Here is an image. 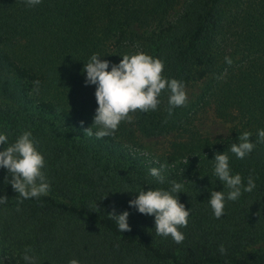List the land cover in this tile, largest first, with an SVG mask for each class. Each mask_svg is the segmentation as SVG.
Here are the masks:
<instances>
[{
    "label": "trees",
    "instance_id": "obj_1",
    "mask_svg": "<svg viewBox=\"0 0 264 264\" xmlns=\"http://www.w3.org/2000/svg\"><path fill=\"white\" fill-rule=\"evenodd\" d=\"M138 51L163 60L162 75L182 80L188 98L170 117L166 93L157 111L132 113L142 135L181 130L208 97L217 111L235 110L240 128L168 162L117 139L123 122L112 136L84 135L97 105L94 86L84 85L83 63L92 53L117 63L118 55ZM199 84L193 100L190 90ZM258 128H264V0H42L33 8L0 0V131L10 141L32 132L51 185L47 196L18 202L0 169V195L7 198L0 204V259L24 264L20 254L30 247L39 264H264V143L252 133ZM243 130L255 147L244 159L228 152L230 166L254 177L257 187L228 202L216 219L208 188L227 189L208 160L227 152ZM161 163L168 180L183 184L177 195L191 209L180 244L157 236L153 218L128 207L135 193L121 192L168 187L148 175ZM113 209L129 211L130 231H117L108 216Z\"/></svg>",
    "mask_w": 264,
    "mask_h": 264
},
{
    "label": "clouds",
    "instance_id": "obj_2",
    "mask_svg": "<svg viewBox=\"0 0 264 264\" xmlns=\"http://www.w3.org/2000/svg\"><path fill=\"white\" fill-rule=\"evenodd\" d=\"M41 3L42 0H24L25 6L29 8ZM103 56L105 55L92 53L87 62L83 63V82L85 86H94L93 95L97 105L94 109L92 125L84 129V135L95 136L97 139L114 135L121 122H131L130 113L157 111L162 103L163 93L167 94L169 117L173 114V109L186 106L188 98L185 83L162 75L164 61L160 58L138 51L134 54L118 55L119 61L112 63L102 59ZM225 62L232 63L228 57H225ZM38 83L37 81L36 84ZM251 136L252 133L248 131L240 133L236 137L238 142L232 143L227 152L214 153L211 160L207 159L212 162L211 175L215 177V181L218 180L222 184V189H227V191H215L208 188L207 203L216 219H220L225 214L228 202L238 201L243 193H250L257 187L254 177L242 178L239 172H233L228 155L230 152L236 159H244L255 147L250 140ZM256 138L257 143H264V128L256 130ZM45 166L44 154L38 149L30 130L20 132L11 141L6 132L0 131V169L6 170L3 183L11 186L13 192L17 194L18 202L39 199L49 194L51 185ZM166 168L167 165L161 163L159 167L149 168L148 175L154 179L155 184L167 183L168 187H150L142 190L141 186H138L135 191L121 190V192L135 193L134 198L128 200V207L135 209L139 214L151 216L157 236L170 237L174 243L180 244L185 239L180 229L187 227L191 209H186L177 195L184 193L183 184L168 180L165 174ZM6 200L5 196L0 195V204L5 203ZM108 216L115 222L118 232L130 231L127 209L118 214L113 209ZM218 251L221 255L224 254L223 244L218 246ZM20 255L24 264H39L30 247H25ZM0 264H3L2 259ZM68 264H80V262L71 259Z\"/></svg>",
    "mask_w": 264,
    "mask_h": 264
},
{
    "label": "rangeland",
    "instance_id": "obj_3",
    "mask_svg": "<svg viewBox=\"0 0 264 264\" xmlns=\"http://www.w3.org/2000/svg\"><path fill=\"white\" fill-rule=\"evenodd\" d=\"M177 9H179V5ZM238 66L242 67L241 64L235 65L233 70ZM201 88L202 85H195L190 90V98L195 100L201 92ZM214 100L212 97H208L204 100L205 103H199L192 109L181 130L155 138L142 135L136 128L133 114L130 113L131 122L122 123L126 129L122 135L116 138L136 151L137 154L153 159L154 162H168L190 155L192 152L202 149L206 144L224 138L230 135L232 130L240 128L238 113L235 110L217 111Z\"/></svg>",
    "mask_w": 264,
    "mask_h": 264
}]
</instances>
